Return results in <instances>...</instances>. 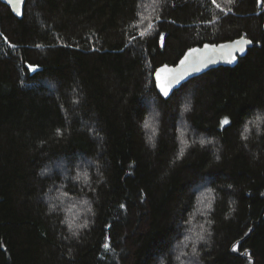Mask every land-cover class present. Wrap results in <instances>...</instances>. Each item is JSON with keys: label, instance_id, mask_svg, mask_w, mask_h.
I'll use <instances>...</instances> for the list:
<instances>
[{"label": "trees", "instance_id": "obj_1", "mask_svg": "<svg viewBox=\"0 0 264 264\" xmlns=\"http://www.w3.org/2000/svg\"><path fill=\"white\" fill-rule=\"evenodd\" d=\"M0 264H264V3L0 0Z\"/></svg>", "mask_w": 264, "mask_h": 264}, {"label": "water", "instance_id": "obj_2", "mask_svg": "<svg viewBox=\"0 0 264 264\" xmlns=\"http://www.w3.org/2000/svg\"><path fill=\"white\" fill-rule=\"evenodd\" d=\"M2 2L8 4L15 16L18 18H22L25 11V6L27 0H23V4L21 5L18 0H12L11 3H9V0H1ZM22 11L23 14H20ZM240 38L225 41V42H219V43H205L202 46H195L190 49H199V52L192 54L189 56L188 63L180 67L179 62L184 59L185 55L189 54L188 49L186 53L183 55V57L179 60V62L176 65H163L159 67L155 72V81L157 89L160 92V80L157 79V74L159 73L160 78L167 84L169 78L175 74L179 78V83L173 82L172 84L168 85L172 92H175V90L179 89L183 84L187 83L191 79L200 76L206 72H208L211 69L218 68L221 66L226 67H235L238 63L240 58L245 57L248 54V51L250 48L254 46L253 40L250 38L244 37L245 41H251V43H243V44H233V41L239 40ZM207 45H224L225 47L221 49L220 47L216 48H209L205 47ZM228 52H232L235 55V60L232 62H229L231 60V57L228 56ZM164 66H167L169 69H175V73H169V72H160L159 70L163 68ZM172 92H170V96L172 95ZM162 95V94H161ZM163 97V96H162ZM168 98V97H164Z\"/></svg>", "mask_w": 264, "mask_h": 264}, {"label": "snow or ice", "instance_id": "obj_3", "mask_svg": "<svg viewBox=\"0 0 264 264\" xmlns=\"http://www.w3.org/2000/svg\"><path fill=\"white\" fill-rule=\"evenodd\" d=\"M11 2H12V0H9V3H11ZM18 2H19L21 5L23 4V0H18ZM260 2H261V3H264V0H260ZM213 3L215 4V3H216V0H213ZM216 6H217V7H220L219 4H217ZM20 14H23L22 11H21ZM225 14H227V12H225ZM140 35L143 36L144 33L142 32ZM133 39H134V38H133ZM162 39H163V37H161V40H162ZM232 43H233V44H237V45H239V44H243V43H251V41H245V40H244V37H241L239 40L233 41ZM205 47H209V48L220 47L221 49H223L225 46H224V45H220V46H216V45H207V46H205ZM197 52H199V49H190V50H189V54H188V55H185V56H184V59H182V60L179 62V66H180V67L185 66V65L188 63V61H189V56L192 55V54H195V53H197ZM228 56L231 57V60H229V62H232V61L235 60V55H234L232 52H228ZM29 67L32 68L31 65H29ZM33 71H35L34 68H33ZM159 71H160V72L175 73L176 70H175V69H169L167 66H164V67L161 68ZM157 79L160 80L159 87H160V92H161L162 96H163V97H168V98L170 99V98H171V97H170V92H172V89H171L168 85L172 84L173 82L179 83V78H178V76L175 75V74H173V75L169 78L167 84H166V83L160 78L159 73L157 74ZM177 91H179V89H177ZM172 95H175V93L172 92ZM184 110H185V111L190 110V104H189V105H186ZM229 123H230V120H229L227 117H225V118L221 121V124H222V125H228ZM144 126H145V127H148L147 123H146ZM58 131H59V130H58ZM201 143H204V141H201ZM121 207H123V205H122ZM104 247L107 249V248H109V245H108V244H105ZM233 250H236V246H234ZM248 255H250V254H248Z\"/></svg>", "mask_w": 264, "mask_h": 264}]
</instances>
